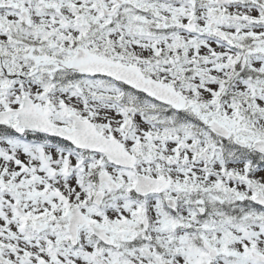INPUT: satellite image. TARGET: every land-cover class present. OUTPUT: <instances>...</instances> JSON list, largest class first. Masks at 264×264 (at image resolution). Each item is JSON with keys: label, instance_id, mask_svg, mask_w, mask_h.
<instances>
[{"label": "snow or ice", "instance_id": "snow-or-ice-1", "mask_svg": "<svg viewBox=\"0 0 264 264\" xmlns=\"http://www.w3.org/2000/svg\"><path fill=\"white\" fill-rule=\"evenodd\" d=\"M0 264H264V0H0Z\"/></svg>", "mask_w": 264, "mask_h": 264}]
</instances>
